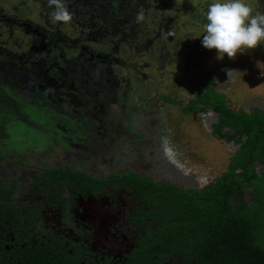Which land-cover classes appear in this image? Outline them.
Instances as JSON below:
<instances>
[{
    "label": "flooded vegetation",
    "instance_id": "obj_1",
    "mask_svg": "<svg viewBox=\"0 0 264 264\" xmlns=\"http://www.w3.org/2000/svg\"><path fill=\"white\" fill-rule=\"evenodd\" d=\"M248 3L254 12L264 11V0H250ZM14 16L0 12V25H8L10 31L16 26L27 33L30 31L29 27H33V31L35 30L40 35V39H44V35L47 33L44 32L45 28L40 29L38 24ZM108 30L111 29H104L102 26L98 31L93 25H89L84 32L87 41L78 39L80 33L79 35L77 33L76 37L71 40L66 39L63 35L60 38L61 35H59L58 41L62 43L61 46L64 49L69 41L73 44L80 42V45L73 47V64L72 62L67 63L64 56L65 63L62 65L61 59L57 61V55L51 57L52 60L50 59L52 67L47 66L45 60H36L38 55L44 51L45 46L38 47L37 50H42L36 54V57L32 56V72L35 73L38 79L37 85L40 88V92L37 89L32 95H37L42 105H49L50 108L55 106L56 112L55 110L49 112L34 102L22 105L19 103L18 111L16 110L14 117L10 115V120L5 121L6 115L2 110L0 100V134H2V138H5V141L10 143L14 141L13 139H17L15 150L10 146L0 148V173L2 175L0 198L1 195H5L6 204L15 209L14 212L6 214L5 223L0 219V240L4 238L9 243L8 247L20 244L44 246L46 243H50L58 253L71 260V263L72 261L76 262L74 264H152L145 262L147 261L146 255L141 259L140 255L136 253L141 249V236L146 235V229H155L156 222L155 219L149 221L143 219L142 222L136 219L138 212L142 209L149 210V208L134 190L127 185L117 183L113 186L104 184L99 191L95 192L92 186L82 185L77 176L65 179L59 177L56 181L47 183L45 177L49 169L70 166L73 170L86 172L102 182H108L112 176H122L125 173L134 172L156 182L169 181L176 187L198 190L212 184L217 179L205 186L196 184L182 186L167 178H157L140 173L135 167H132V164L135 165L137 161L139 163L138 157L142 151H146L148 156L153 159H160L155 150L156 141L152 138L154 133H157L159 126L158 123L152 126L155 118L158 117L157 110L150 108V105H146L144 109L141 108V97L136 89L140 83L135 82L144 76L142 70L132 63L130 65L129 62L124 61L119 65L130 70L131 74L125 75L126 77L113 74L111 67L105 69L101 66V59L98 57L101 54L99 53L96 58L89 57L92 67L89 65L88 69L90 70L88 71L96 75L88 74L83 64L79 66L78 62L75 63V59L78 57L84 58V55L88 57V54L91 53L88 49L95 46L97 47L93 49H98V45L106 41L108 36L106 31ZM113 34L117 35L115 32ZM98 37L99 39L96 41ZM116 39L118 40V37ZM93 42L98 43L93 45ZM118 42L121 41L118 40ZM33 46H31L32 49H36ZM260 47H256L258 52L262 50ZM78 49L81 53H75ZM0 57V63H3L9 61L8 58L11 60L15 56L12 49H7L4 53H0ZM29 57H25V63H30ZM43 57L45 56L43 55L41 59ZM115 57L113 56V58ZM20 62H24V60ZM260 62L264 63V61ZM129 66L131 69L128 68ZM132 68L137 69L136 77ZM214 80L220 84L216 79ZM128 81H132L133 84L130 89H128L129 86H126ZM208 81L204 91L197 92L189 101L198 99L200 93L203 94L208 87H213L219 95L224 96V100L230 107L234 101L231 96L226 94L230 89H216L213 80ZM51 89H54V92H51ZM136 102L138 105L135 104ZM137 106L139 108H136ZM198 106L199 109L187 113L192 115L199 112L208 113L209 133L213 136L219 135L216 133L217 125L221 120L219 112L214 109L212 104L204 107L205 105L199 101ZM250 106L249 111L260 110L264 113L263 98L251 100L248 107ZM34 108L37 113H30L29 110ZM58 109L75 112L77 115H65ZM239 109L246 110V107ZM2 116H5L4 119ZM66 117L67 120H65ZM152 120L154 121L152 122ZM29 126L32 130H29ZM232 131L231 127H224L225 133ZM136 139H138V145ZM217 139L223 140L225 146H229L233 154L240 147L236 143L235 137L230 141H227L226 138ZM23 141L34 146L36 151H30L31 155L27 153L28 155L18 156L23 150L20 145ZM58 149H61L63 153L59 154ZM111 150L118 151L120 154L118 156L111 155ZM92 153L95 158L106 155L114 156L110 160L118 159L117 161L120 163L125 162V157H129L128 163L130 164L110 172L106 176H99L87 169L75 167L74 161L85 164L90 161L87 158H90ZM105 158L107 159V156ZM3 164L6 165L4 169ZM122 194L125 195V199H122ZM7 196L11 198L6 201ZM244 196L249 199L247 189H245ZM2 200L4 201V199ZM123 201L126 202L121 204L120 202ZM128 202H132V204L130 205ZM236 202L238 203V201ZM126 214L127 216H125ZM121 221L131 229V233L134 234L132 238L122 236L123 240L118 239V226ZM171 256L172 254L166 251L160 264H181V260L173 263ZM189 264L202 263L192 259Z\"/></svg>",
    "mask_w": 264,
    "mask_h": 264
},
{
    "label": "rangeland",
    "instance_id": "obj_2",
    "mask_svg": "<svg viewBox=\"0 0 264 264\" xmlns=\"http://www.w3.org/2000/svg\"><path fill=\"white\" fill-rule=\"evenodd\" d=\"M248 1L250 0H246L247 3ZM96 2L90 3L88 7H81L83 4L78 1L73 5L72 1L68 2L70 5L64 2L71 15V19L65 22L54 21L55 6L51 5L49 0H0V12L38 24L40 28H45V31L49 30L47 32H50L52 37L50 44L48 40L50 37L41 40L36 38V34H33L35 36L33 37L32 31L27 33L24 30L23 32L16 26L10 31L8 25H0V49L4 52L11 48L15 56L7 62L0 63V100L2 110L6 115L5 121L10 120V115L14 117L19 103L22 105L34 102L44 107L45 110L54 112L52 110L56 109L55 106L50 108L49 105H42L38 96L32 95L37 89L40 92V88L30 83L27 75L34 77L35 73L27 66L21 65L20 61L25 60L29 53L36 57V54L42 50H37L38 47L42 48L45 45L47 48L38 55L36 60H45L46 65L51 66V57L57 55V61L61 59L62 65L65 63L64 56L67 63L72 62L73 64L74 48L69 47L73 42H67L66 48L63 49L65 52L62 53L58 45L60 32L62 33L60 38L65 35L69 40L74 39L77 33L79 35V30H84L85 23L89 25L93 21L92 18L98 16L97 21L93 22L95 26L97 25L96 29L100 31V27L103 26L104 29L111 30L106 31L108 34L106 41L98 45L99 48L96 50L101 52L106 45L118 46V40L122 44H133L134 49H132L133 46H124V49L133 51V53L125 54L124 61L129 62L130 65L133 63L142 70V75L144 74L135 82L140 83L136 89L141 97V108L144 109L146 105H150V108H156L158 114L155 122L152 120V126L155 123L159 125L157 133H154L152 138L156 141L155 150L160 159H153L146 151H142L138 157L139 163L137 161L135 165L132 164V167L140 173L157 178H167L182 186L190 184L205 186L220 177L227 169L230 147L225 146L223 140L219 141L217 136L209 133L208 113L199 112L192 115L187 113L184 107L189 104V100L197 92L204 91L209 83L208 80H213L216 89H230L226 94L233 98L231 106L234 109L246 107L249 111L251 106H248L251 100L258 98L264 100V63L260 62L264 61V46H258L262 52H258L255 48L244 54H238L235 58H229L227 55L218 58L215 49L209 50L203 47L202 37L198 36L203 34L206 10L212 0H104ZM73 12L80 18L76 19ZM47 41L51 47L46 45ZM31 43L36 49H32ZM97 43L93 42V45ZM112 51L109 50V53L111 54ZM43 55L45 57L41 59ZM115 55L117 56L115 58L121 57L119 52H115ZM11 64L12 67H7ZM128 68L131 69L130 66ZM136 70L132 68L135 77ZM89 81L92 82V80ZM126 83V86H129L128 89L133 87L132 81ZM51 92H54V89H51ZM40 101L43 100L40 99ZM135 104L138 105L137 102ZM29 111L32 114L37 113L35 108ZM60 112L65 115H77L75 112L65 110H60ZM2 117L4 119L5 116ZM29 130H32L30 126ZM1 135L0 148L10 146L15 150L17 139H13L14 141L10 143L5 141ZM136 143L138 145V139ZM20 145L23 147L22 154L20 152L18 155L20 157L27 153L31 155L30 151H36L34 146H30L25 141ZM58 150L59 154L63 153L61 149ZM110 154L118 156L120 152L111 150ZM106 156L95 158L92 153L90 158H87L89 162L79 164L74 161V165L87 169L93 174L106 176L130 164L128 163L129 157H125V162L120 163L118 159L110 160L114 156ZM2 167L4 169L6 165L3 164ZM262 167L259 165L257 169L261 170ZM121 196L122 199L126 198L124 194ZM247 196L249 199H246L252 202L253 196L250 188L247 189ZM124 202L126 201L120 203ZM128 204L131 205L132 202ZM118 229L117 234L120 240H123L122 236L132 238L134 235L123 221L120 222Z\"/></svg>",
    "mask_w": 264,
    "mask_h": 264
},
{
    "label": "trees",
    "instance_id": "obj_3",
    "mask_svg": "<svg viewBox=\"0 0 264 264\" xmlns=\"http://www.w3.org/2000/svg\"><path fill=\"white\" fill-rule=\"evenodd\" d=\"M69 1L73 2L72 5L78 1L83 4L81 7H88L90 3L104 0H64L70 5ZM73 15L76 19L80 18L74 12ZM97 17L92 18L90 26L93 25L96 28L97 25L95 26L93 22L97 21ZM89 25L85 23L84 30H79L78 39L86 40L84 31ZM33 29L29 27L30 31ZM48 33H45L44 38L50 37ZM33 34L37 35L36 38H41L35 30L31 32V35L35 37ZM64 37L66 38L65 35ZM48 40L51 44L52 37ZM47 43L48 41L46 45L51 47ZM117 43L118 46L115 48H118L119 44L120 47L123 45L121 42ZM32 45L34 44L31 43ZM58 45L63 52L62 43ZM75 45H80V42L69 47H75ZM128 46L133 44L130 43ZM134 48L133 46L132 49ZM88 50L91 52L88 57L96 58L99 51ZM1 52H3L2 49H0ZM33 55L30 53L28 55L30 63H25V58L20 64L32 70ZM110 59H113L111 54ZM7 67H12V64ZM27 76L30 83L34 85L33 80L36 76L33 80L32 77ZM199 101L205 105L204 107L212 104L219 112L221 120L217 125L216 133L219 134H216L217 137L226 138L227 141L235 137L236 143L240 145L234 154L230 153L226 171L212 184L199 190L183 189L169 181L156 182L134 172L112 176L108 182H102L86 172L75 171L70 166L49 169L45 180L47 183H52L59 177L65 179L77 176L82 185L92 186L95 192L99 191L104 184L113 186L117 183L127 185L134 190L149 208V210L142 209L138 212L136 219L139 222L143 219L148 221L155 219L156 222L155 229L148 228L145 230L146 235L141 236V249L136 253L141 259L146 255L145 262L160 264L164 253L168 251L172 254L173 263L181 260V264H189L192 259H195L202 264H264V113L260 110L254 112L229 107L224 96L219 95L213 87H208L203 94L200 93L199 98L193 99L184 107V110L192 112L199 109ZM224 127H231L233 131L225 133ZM259 165L263 166L261 170L257 169ZM248 188L252 189V202L244 198L245 189ZM5 197L1 195L4 201L0 200V219L3 223L7 219L6 214L15 211L6 204ZM8 198L11 197L7 196L6 201ZM8 244L4 238L0 240V264L71 263V260L58 253L50 243L44 246L20 244L9 247ZM74 263L76 262L72 261L71 264Z\"/></svg>",
    "mask_w": 264,
    "mask_h": 264
},
{
    "label": "clouds",
    "instance_id": "obj_4",
    "mask_svg": "<svg viewBox=\"0 0 264 264\" xmlns=\"http://www.w3.org/2000/svg\"><path fill=\"white\" fill-rule=\"evenodd\" d=\"M54 5V21H68L71 15L64 0H49ZM202 46L215 49L218 58H235L264 46V11H255L246 0H212L208 4Z\"/></svg>",
    "mask_w": 264,
    "mask_h": 264
},
{
    "label": "crops",
    "instance_id": "obj_5",
    "mask_svg": "<svg viewBox=\"0 0 264 264\" xmlns=\"http://www.w3.org/2000/svg\"><path fill=\"white\" fill-rule=\"evenodd\" d=\"M124 46H127L128 47V44H123L121 47L119 46L118 48H115L114 46H111V45H106L104 46L102 49H101V52H98L99 54L101 55H105V57H102L101 55L98 56L100 57V61H101V66L102 67H105V69H108L109 67L112 68V71L111 73H116L118 74L119 76H124L126 77L125 75H130L131 72L130 70L124 68L123 66H120L119 64L123 63L124 62V59H125V54H128V53H133V51H131L130 49H124ZM94 48V47H93ZM92 48V49H93ZM11 49V48H9ZM109 50H113L111 55L114 56L115 55V52H119L121 57L119 58H113V59H110V53H109ZM97 51V50H96ZM81 53V51H79V49L77 51H75V53ZM86 53V52H84ZM55 55V54H54ZM85 57L84 58H81V57H78L75 59V63L78 62L79 63V66L80 65H84V67L86 68V72H88V74H91V75H96L88 70L89 68V65L92 67V64H90V61L91 59L89 57H87L86 55H84ZM116 56V55H115ZM117 57V56H116ZM133 57V55L131 56V58ZM132 60V59H131ZM122 61V62H121ZM131 62V61H130ZM134 62V61H133ZM133 64V63H132ZM130 73V74H129ZM87 74V73H86ZM87 77V76H86ZM34 77H32V80H33ZM35 84L37 85V82H38V79L36 78L35 80ZM34 84V85H35ZM32 89V88H30Z\"/></svg>",
    "mask_w": 264,
    "mask_h": 264
}]
</instances>
